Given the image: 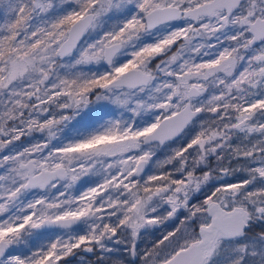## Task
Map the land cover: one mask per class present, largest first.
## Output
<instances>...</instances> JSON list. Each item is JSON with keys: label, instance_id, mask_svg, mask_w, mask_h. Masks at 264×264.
<instances>
[{"label": "snow or ice", "instance_id": "obj_1", "mask_svg": "<svg viewBox=\"0 0 264 264\" xmlns=\"http://www.w3.org/2000/svg\"><path fill=\"white\" fill-rule=\"evenodd\" d=\"M78 252L264 264V0H0V264Z\"/></svg>", "mask_w": 264, "mask_h": 264}, {"label": "rangeland", "instance_id": "obj_2", "mask_svg": "<svg viewBox=\"0 0 264 264\" xmlns=\"http://www.w3.org/2000/svg\"><path fill=\"white\" fill-rule=\"evenodd\" d=\"M39 134H37L38 136ZM23 143H27V140H22ZM20 143V142H18ZM167 149H165L164 151H160L158 152V156L160 159H163L164 156L166 155L167 153ZM183 215V214H181ZM175 227H179V221H174L172 223H170L167 227H161L160 229H156V230H151L149 232V234H147L145 237H144V241L142 242V246L144 245H150L151 242L155 241L156 239L160 238L162 233H166L167 231H171L173 230V228ZM179 235V234H178ZM80 256H84L86 260L88 261H94L95 260V257L91 256V254H83V253H79L78 252V255L76 257H71L69 258L70 259V262L71 264H81V261H80Z\"/></svg>", "mask_w": 264, "mask_h": 264}, {"label": "flooded vegetation", "instance_id": "obj_3", "mask_svg": "<svg viewBox=\"0 0 264 264\" xmlns=\"http://www.w3.org/2000/svg\"><path fill=\"white\" fill-rule=\"evenodd\" d=\"M90 255V254H89Z\"/></svg>", "mask_w": 264, "mask_h": 264}]
</instances>
